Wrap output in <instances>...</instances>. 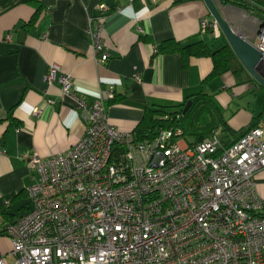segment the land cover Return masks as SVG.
Listing matches in <instances>:
<instances>
[{
    "label": "built area",
    "instance_id": "2783aa9c",
    "mask_svg": "<svg viewBox=\"0 0 264 264\" xmlns=\"http://www.w3.org/2000/svg\"><path fill=\"white\" fill-rule=\"evenodd\" d=\"M252 1L261 2L247 15L264 75V0ZM97 8L89 36L103 63L110 8ZM208 32L221 36L215 19L202 20ZM46 79L76 101L86 130L65 152L24 156L37 175L27 188L32 208L5 226L11 264H264V203L254 181L264 168V117L230 144L218 130L188 143L179 127L138 141L107 121L113 87L87 108L59 66ZM0 264L9 263L0 256Z\"/></svg>",
    "mask_w": 264,
    "mask_h": 264
},
{
    "label": "crops",
    "instance_id": "0c3cea01",
    "mask_svg": "<svg viewBox=\"0 0 264 264\" xmlns=\"http://www.w3.org/2000/svg\"><path fill=\"white\" fill-rule=\"evenodd\" d=\"M102 2L110 8L103 22L109 58L98 63L89 28L90 17L102 14L97 8ZM215 2L230 25L252 41L248 11L230 2ZM42 4L39 9L20 2L0 10V256L9 264L13 244L5 226L33 206L27 188L37 174L24 156L36 153L47 158L65 152L86 130L76 101L63 94L58 80L47 81L50 65L70 75L75 95L85 99L87 108L113 87L115 96L106 103L107 121L124 133L134 132L146 108L178 109L201 91L215 100L209 120L220 114L224 123L199 127L192 135L203 131L206 138L218 130L222 141L230 144L264 110V101L253 109L241 102L243 96L264 89L237 58L227 70L207 79L213 69L211 57L184 62L178 51H158L167 39L182 44L203 40L212 50L228 44L222 33L220 37L202 33V20L214 19L204 0H43ZM194 136L188 143L196 141ZM254 181L264 203V168ZM27 200L31 208L24 207Z\"/></svg>",
    "mask_w": 264,
    "mask_h": 264
},
{
    "label": "trees",
    "instance_id": "16d2710c",
    "mask_svg": "<svg viewBox=\"0 0 264 264\" xmlns=\"http://www.w3.org/2000/svg\"><path fill=\"white\" fill-rule=\"evenodd\" d=\"M42 1L43 0H0V10L10 8L13 5L20 2L35 5L40 9L42 8L43 5ZM220 1L224 3L227 2L233 3L246 11H255L258 13L259 10H261V7L257 4V3L261 4V2L256 3L255 1L252 0H220ZM158 51L159 52L178 51L182 54L184 62L190 57H202V56L211 57L213 60V69L210 72L207 79H211L221 74L224 70H227L233 63L234 59L236 58L229 44H226L217 50H212L208 46V44L203 40H198L190 44H182L181 42L176 41L175 39H167L158 46ZM252 80L256 82L255 79ZM262 89H264V87H262ZM208 101H212L213 103H208ZM214 101L215 100L210 95L201 91L192 97V105L185 113L183 112V110L186 106V103L181 105V108L178 109L177 108L166 109L164 107H160V108L148 107L145 109L142 120L139 122V124L136 126L134 130L136 140L144 141V140L152 139L155 138V136L162 129H170V128L176 129L178 127L182 129L184 136L186 134V129L182 127L181 122L184 121L188 113L191 112L196 106L199 107L202 106L203 107L202 109H205L207 111L204 113L203 116L200 117L199 122L193 124L191 123L190 132L192 130L194 131L197 130V128L199 127H200L199 130L201 129L205 130L206 128L211 129L217 125V122L224 123L220 114H218L217 117L215 118H211L210 120L208 118L207 113L211 111L213 104H215ZM263 117H264V110L261 118L258 121L257 120L252 121V123L245 130L235 134L236 135L235 140L243 136L250 129L257 126ZM195 134H196V141L194 143L203 140L206 136L205 135L206 133H204L203 131L201 132L199 131Z\"/></svg>",
    "mask_w": 264,
    "mask_h": 264
},
{
    "label": "water",
    "instance_id": "95a60500",
    "mask_svg": "<svg viewBox=\"0 0 264 264\" xmlns=\"http://www.w3.org/2000/svg\"><path fill=\"white\" fill-rule=\"evenodd\" d=\"M211 15L217 21L221 33L226 37L229 46L232 48L235 57L240 61L246 71L255 79L262 87H264V75L258 70V63L262 54L254 46V44L239 35L234 27L223 17L215 0H204ZM24 34L22 33L21 36ZM192 105V100L187 101L183 110L185 113Z\"/></svg>",
    "mask_w": 264,
    "mask_h": 264
},
{
    "label": "rangeland",
    "instance_id": "374dc122",
    "mask_svg": "<svg viewBox=\"0 0 264 264\" xmlns=\"http://www.w3.org/2000/svg\"><path fill=\"white\" fill-rule=\"evenodd\" d=\"M217 2L219 0H216ZM237 33L239 35H241L243 38H247L245 37V34L243 31L241 30H237ZM222 39L226 40V37L223 35ZM258 90V89H257ZM256 90V93L257 94H254V93H249L245 96H243L241 98V102H247L245 105L248 106V104H251V108H255L256 106L257 107H260L261 104L263 103L264 101V93L262 92V90L260 89L259 87V92H257ZM203 107L202 106H196L191 112L188 113V115L186 116V118L184 119L183 122H181L182 124V127H184L186 129V134L184 135V139L187 141V142H190L191 140L195 139V136L191 134L190 130V125L191 123H196V122H199V119L201 116L204 115V113L207 111L205 109H202ZM180 139V137H179ZM25 205L24 207H28V208H31V202L29 200H27L26 202L24 201ZM27 210V209H26Z\"/></svg>",
    "mask_w": 264,
    "mask_h": 264
}]
</instances>
